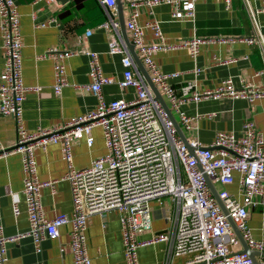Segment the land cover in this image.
<instances>
[{"label":"built area","instance_id":"obj_1","mask_svg":"<svg viewBox=\"0 0 264 264\" xmlns=\"http://www.w3.org/2000/svg\"><path fill=\"white\" fill-rule=\"evenodd\" d=\"M108 10L110 23L117 29L119 22L116 0H100ZM200 0H124L131 8L127 29L131 34L144 64L151 72V79L169 104L183 131L193 130L192 116L183 108L185 100L199 102L204 97L246 98L254 101L264 96V86L240 79L224 80L218 87L199 92L197 79L187 82L183 95H178L170 83L177 73H163L156 64L153 53L160 45L147 43L145 29L151 28L157 40L163 38L161 22L152 19L145 25L140 23L141 7L153 9L160 4H173V18H194L196 4ZM225 8L231 9L233 0H223ZM244 3L254 20V34L246 37L250 44L259 45L264 55V32L249 0ZM259 11H262L261 9ZM153 13V12H152ZM0 32L5 50V67L0 75V114L16 119L18 138L12 147L0 143V156L10 152L21 154L24 172L23 191L26 196L29 227L14 235L5 232L0 216V264L9 258L8 244L24 236L32 238L35 251H43V241L57 237L60 227L70 223V245L73 264H92L88 250V217L98 213L103 218L111 210L120 212L123 231L124 253L127 264H140L138 248L149 240H141L139 232L150 228L153 221L152 200H167V227L153 240H168L170 255H186L184 264H253L252 257L243 252V245L233 228L229 216L241 231L248 245L264 252V237L255 238L248 223L250 208L264 206V134L255 121L248 118L243 132L219 130L214 139L203 143L198 137H187L194 154L178 132L172 118L162 102L140 74L134 58L117 38L110 41L109 53L122 54L125 66L124 78L119 81L122 88L134 87L133 99L114 98L108 100L103 87L115 82L113 76L103 72L100 53L85 49L89 57V89L98 97L95 109L72 117L51 128L29 132L23 123L24 100L27 88L23 75V41L20 12L16 0H0ZM48 24L60 25L59 19L51 18ZM201 38L195 36L178 44L189 49L197 59L201 50ZM53 52V51H52ZM69 53H57L55 64L54 92L60 94L67 84L65 65L61 58ZM196 76L201 68L194 70ZM264 78V67L255 73ZM210 112V116L216 115ZM100 124L104 129L106 154L92 160L85 167L73 162V138L87 136L93 142L92 128ZM61 141L63 158L68 169L62 176L71 183L73 212L46 216L41 189L49 185L56 190L59 178L41 180L35 156V146L47 141ZM207 177L215 185L227 209L226 213L211 189ZM237 180L236 190L229 184ZM1 208V201H0ZM13 212L20 213L14 202ZM106 224V222L104 223ZM239 246L240 250H235ZM264 264V256L259 260ZM38 264H45L39 260ZM166 264H169L168 262Z\"/></svg>","mask_w":264,"mask_h":264},{"label":"crops","instance_id":"obj_2","mask_svg":"<svg viewBox=\"0 0 264 264\" xmlns=\"http://www.w3.org/2000/svg\"><path fill=\"white\" fill-rule=\"evenodd\" d=\"M16 2L20 12L23 75L27 88L23 123L29 132L57 126L97 107L98 97L88 87L91 77L89 57L84 52L85 49L99 52L104 74L115 78L114 83L103 87V93L108 100H130L136 97L137 91L134 87L122 88L119 85L125 71L123 55L109 53L111 39L117 38L131 54L121 28L118 10L115 19L119 22V27L115 29L111 23L104 25L109 20L108 10L100 0H67L65 3L59 0ZM249 2L264 32V0ZM140 9L141 24L145 25L152 19L161 22L163 38L157 40L153 30L146 28L145 40L147 43L160 45L153 53L159 69L166 74L177 73V76L170 79V83L178 95H183L184 86L193 79H197L196 90L199 92L215 89L228 78H233L237 84L240 79H244L258 87L264 86V78L255 76L256 71L264 67V55L259 45L250 44L245 40L254 34V20L244 0H233V6L229 10L225 8L223 0H200L196 4L195 17L184 19L173 18V4H160L153 9L145 5ZM260 9L262 11H259ZM130 12L131 8L123 0L125 34L132 43L126 25ZM53 17L59 19L60 25L35 26L38 23H47ZM195 36L202 40L197 59L191 56L188 48L178 46L180 42ZM136 52L143 62L137 49ZM57 53H69L61 58L65 65L67 84L59 95L53 89ZM135 63L145 78L139 64L136 61ZM144 66L147 75L151 76L148 67L145 64ZM4 67L5 50L0 32V75ZM197 67L201 68V72L196 76L194 70ZM182 106L187 113L196 116L192 120L193 130L185 131L186 136L198 137L205 144H209L219 130L240 134L248 118L253 119L264 134V96L252 102L242 97H204L199 102L185 100ZM212 111L217 114L210 116ZM92 135L91 144L86 135L73 138L75 166H88L94 158L106 154L103 126L94 125ZM17 138L16 119L11 115L0 114V143L12 147ZM35 156L41 180L59 178L55 191L49 185H44L41 189L46 216L53 217L64 212L71 214V183L62 178L68 169V162L63 158L61 141L37 144ZM23 179L21 154L10 152L0 156V216L5 232L9 235L25 231L29 227ZM237 186L236 180L229 184L228 188L234 191ZM167 200L165 198L164 202L151 201L152 226L139 232L141 240H149L138 248L140 264L185 263L186 255H170L168 240H153L167 227ZM14 202L20 207L17 216L13 212ZM248 223L255 238L264 237V206L250 208ZM70 229V223L63 224L57 237L46 238L40 254L35 251L30 236L9 242V258L6 264H38L39 260H43L45 264H73ZM87 236L92 264H127L120 212L117 209L111 210L106 218L98 213L91 214L88 217ZM234 248L240 250L239 246ZM262 257L259 255V260Z\"/></svg>","mask_w":264,"mask_h":264},{"label":"water","instance_id":"obj_3","mask_svg":"<svg viewBox=\"0 0 264 264\" xmlns=\"http://www.w3.org/2000/svg\"><path fill=\"white\" fill-rule=\"evenodd\" d=\"M59 1H61L62 3H65L67 0H59ZM116 4H117V10H118L119 17H120V21H121V28H122V31H123L124 36L126 38V44H127L128 48H129L131 54L133 55L134 60L137 62V64H139V67L141 68L142 72L145 75L146 81L150 85V87L153 90V92L156 95V97L162 102V104L165 107V109L167 110L169 116L172 118V120H173V122H174V124H175V126H176V128L178 130V132L180 133V135L182 136V138L184 139V141L188 144L191 152L194 154L193 146L189 143L188 138H187L185 132L183 131L181 125L179 124L176 116L173 114V112H172L169 104L167 103L166 99L164 98V96L159 91L158 87L152 81L151 76L150 75H147L148 73L145 71V66H144L143 62L141 61L138 53L136 52L135 45L132 44L129 39H127V36L125 34V27L126 26H125V22L123 21V0H116ZM207 180H208V183H209L211 189L213 190V193L217 197L219 203L222 205L224 211L226 213H228L227 209L225 208V206H224V204H223V202H222V200H221V198H220V196L218 194L217 189L215 188V185L211 182V180L208 177H207ZM229 219H230L231 224H232L233 228L235 229L238 237L241 240V243L243 245L242 251L248 253L252 257L253 264H261L260 261H259L258 256L259 255L264 256V252H260L259 250H256V249L251 248L248 245V243L246 242V240L244 239L241 231L238 229V227L235 224V222L233 221V219L230 216H229Z\"/></svg>","mask_w":264,"mask_h":264}]
</instances>
